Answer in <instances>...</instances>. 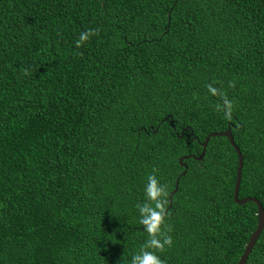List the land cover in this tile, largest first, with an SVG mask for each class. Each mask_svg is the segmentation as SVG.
I'll use <instances>...</instances> for the list:
<instances>
[{"label":"trees","instance_id":"16d2710c","mask_svg":"<svg viewBox=\"0 0 264 264\" xmlns=\"http://www.w3.org/2000/svg\"><path fill=\"white\" fill-rule=\"evenodd\" d=\"M229 127L264 205V0H0V264H238Z\"/></svg>","mask_w":264,"mask_h":264},{"label":"water","instance_id":"95a60500","mask_svg":"<svg viewBox=\"0 0 264 264\" xmlns=\"http://www.w3.org/2000/svg\"><path fill=\"white\" fill-rule=\"evenodd\" d=\"M218 135L227 136L230 139L231 144L236 149V151L239 155V166L237 169V178H236L235 192H234L235 201L239 204H244L248 201H254L258 205L259 219H258L257 227H256L255 231L251 234V237H250V239H249V241L245 247L244 253L242 254V256L240 257V259L238 261V264H245L250 253L252 252L253 247L255 246L256 242L258 241L262 230L264 229V205L261 203V201L258 198L254 197V196H247V197H243V198L240 197V186H241V180H242V167H243L244 156H243V153H242L240 147L237 145V143L235 141L234 134H233L231 128L229 127L223 131L210 133L206 137L205 141L202 143L203 149H202V153L199 156L187 155V156L182 157L180 159V163L185 166V171L182 174L186 173L187 167H188L187 164L183 162L184 158H188V157L192 156V157L198 158L199 160L203 159L205 152H206L207 145L210 141V138L214 137V136H218ZM178 184H179V178L177 180V185H176L175 189L170 194V201H172V196L178 189Z\"/></svg>","mask_w":264,"mask_h":264},{"label":"clouds","instance_id":"9594fccd","mask_svg":"<svg viewBox=\"0 0 264 264\" xmlns=\"http://www.w3.org/2000/svg\"><path fill=\"white\" fill-rule=\"evenodd\" d=\"M91 34V30L81 32L79 40L76 42L79 46L81 42L87 41ZM214 91V90H213ZM230 115V113H228ZM163 191L162 186L158 185V181L154 175H150L148 177V187H147V194L153 198L155 201L157 197L161 195ZM161 217L159 213L153 212L151 217L144 221L147 224V230L149 232H157L159 230V226L161 223ZM152 245L157 249H162L164 244H161L159 240L153 239ZM165 244H171V238L167 237L165 239ZM140 264H163V261L159 259L154 253L146 252L143 255V259L140 261Z\"/></svg>","mask_w":264,"mask_h":264}]
</instances>
